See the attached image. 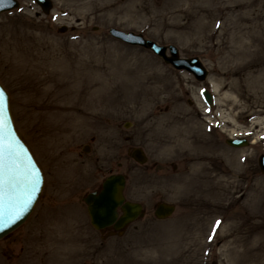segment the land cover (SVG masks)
<instances>
[{"label":"rangeland","instance_id":"1","mask_svg":"<svg viewBox=\"0 0 264 264\" xmlns=\"http://www.w3.org/2000/svg\"><path fill=\"white\" fill-rule=\"evenodd\" d=\"M19 2L0 14V83L45 181L28 219L0 239V264H264V0H52L47 14ZM111 27L175 45L205 78ZM228 136L250 144L232 148ZM110 173L145 209L121 234L94 229L82 200ZM162 201L176 208L160 220Z\"/></svg>","mask_w":264,"mask_h":264},{"label":"water","instance_id":"2","mask_svg":"<svg viewBox=\"0 0 264 264\" xmlns=\"http://www.w3.org/2000/svg\"><path fill=\"white\" fill-rule=\"evenodd\" d=\"M42 8V10L47 13L51 7L50 0H35ZM18 6L16 0H0V12L5 10H10ZM61 31L65 30V27L60 28ZM111 34L117 38L124 40L125 42L132 44H139L145 47H151V49L164 60L171 63L177 69H186L192 72L196 78L202 79L205 76V70L201 67L197 59H179L176 57L177 50L174 46H169L171 57L165 55V46H159L150 40H145L140 35H135L131 32H123L117 29H111ZM0 90L3 91L5 102L7 105V115L10 121V125L15 134L16 140L19 142V146L22 148L23 152L27 154V158L30 159L31 167L35 172L37 177L36 190L32 193L31 201L27 204V207L20 211L16 208L15 211L19 212L18 216L15 212L6 216L3 220H0V238L10 233L12 230L21 225L24 220L28 217L34 204L36 203L39 194L43 186V175L42 172L35 162L33 156L28 150L27 146L21 140V138L16 133L8 109V94L4 88L0 85ZM205 96L206 101L211 104V94L208 91L202 92ZM227 142L232 146H242L247 144V141L242 138L238 139H228ZM131 156L139 163H143L146 157L142 150L135 149ZM27 163V160L25 161ZM259 165L261 170L264 172V156H260ZM125 184V178L121 174H111L105 178L102 183L101 190L89 193L84 201L87 204V211L90 218L91 224L96 228H102L113 223L115 229H121L127 223L133 221L136 217L141 216L142 206L137 202H131L125 200L123 195V188ZM120 207L121 214L118 215L117 208ZM174 210V206L167 203H160L156 206L154 214L157 218L162 219L169 216ZM10 221V222H9Z\"/></svg>","mask_w":264,"mask_h":264},{"label":"snow or ice","instance_id":"3","mask_svg":"<svg viewBox=\"0 0 264 264\" xmlns=\"http://www.w3.org/2000/svg\"><path fill=\"white\" fill-rule=\"evenodd\" d=\"M36 182L30 159L19 146L10 125L4 94L0 90V220L13 212L18 216L20 213L15 209L22 211L27 207L36 190ZM219 223L213 225V232Z\"/></svg>","mask_w":264,"mask_h":264},{"label":"bare ground","instance_id":"4","mask_svg":"<svg viewBox=\"0 0 264 264\" xmlns=\"http://www.w3.org/2000/svg\"><path fill=\"white\" fill-rule=\"evenodd\" d=\"M65 75H66V74H65ZM90 76H91V75H88V76H83V75H82V76H75V75H73L72 80H73V79H77V81H79V82L83 80V81H85V84H86V83L91 84V83H92V80L90 79ZM151 77H152V76H151ZM72 80H71V81H72ZM65 81L68 82L66 79H65ZM71 81H70V82H71ZM140 81H141V80H140ZM140 81H139V84H140ZM213 89H214V88H213ZM213 89H212V90H213ZM139 97H140V96H139ZM146 98H147L146 95H144L140 100L142 101V100H144V99H146ZM138 99H139V98H138ZM222 238H223V237H222ZM238 240H239V239H238ZM225 241H226V242H225ZM225 241H224V242H225L224 246L227 247L228 249L232 247L231 250H230V249H229V250L232 251L233 254H235L234 242L236 243V242H237V239H236V238H235V239L232 238V239L225 240Z\"/></svg>","mask_w":264,"mask_h":264},{"label":"flooded vegetation","instance_id":"5","mask_svg":"<svg viewBox=\"0 0 264 264\" xmlns=\"http://www.w3.org/2000/svg\"><path fill=\"white\" fill-rule=\"evenodd\" d=\"M100 189V187H98L97 189H95V190H99ZM108 229H112V227H109Z\"/></svg>","mask_w":264,"mask_h":264}]
</instances>
